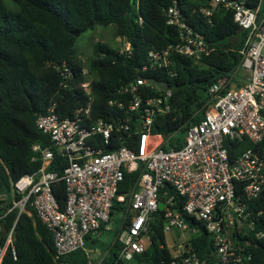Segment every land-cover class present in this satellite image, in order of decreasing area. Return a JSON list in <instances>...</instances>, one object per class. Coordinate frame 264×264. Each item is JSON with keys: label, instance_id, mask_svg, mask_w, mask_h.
Returning <instances> with one entry per match:
<instances>
[{"label": "built area", "instance_id": "built-area-1", "mask_svg": "<svg viewBox=\"0 0 264 264\" xmlns=\"http://www.w3.org/2000/svg\"><path fill=\"white\" fill-rule=\"evenodd\" d=\"M205 1L208 5L200 7V12L208 21L216 7L222 6L232 11L234 22L244 32L238 50L240 75L235 71L212 83L201 116L186 127L182 144L164 148L167 140L153 132L152 125L173 110L170 87L160 90L137 74L115 89L116 99L107 101L117 111L107 121L92 114L91 78L83 67L78 85L85 100L70 116H60L55 103L37 114L36 127L49 138L48 145H31L32 159L39 160L40 166L13 181L10 192H0V199L10 198L7 205L0 204V264L6 250L16 255L13 227L28 206L51 233L56 257L84 249L90 263L98 264L101 254L97 248H84L85 237H98L109 229L115 200L124 207L112 240L119 245L117 257L122 261L144 251L153 213L162 210L164 233H195L196 228L188 227L185 220L188 216L202 223L211 237L207 257L198 256L189 236L168 247L170 258L162 264L248 263L257 241H264V212L257 210L252 217L248 210L249 201L264 185V154L248 147L230 158L227 143L246 139L264 145V11L260 5L247 6L246 0ZM165 17L167 24L178 29L179 40L150 50L141 72L164 68L172 75V54L198 62L212 50L202 34L184 21L176 4L167 7ZM129 48L126 41L120 47ZM60 76L63 88L68 80L77 79L65 63ZM156 89L159 92L152 94ZM177 135L175 131L173 137ZM55 156L64 161L60 171L49 169ZM126 173L136 176L130 189L118 194ZM58 184L64 188L62 207L53 193ZM176 197L183 199L179 209L173 208ZM12 210L17 211L16 218L5 230L2 221Z\"/></svg>", "mask_w": 264, "mask_h": 264}, {"label": "trees", "instance_id": "trees-1", "mask_svg": "<svg viewBox=\"0 0 264 264\" xmlns=\"http://www.w3.org/2000/svg\"><path fill=\"white\" fill-rule=\"evenodd\" d=\"M172 4L178 6L184 21L202 34L212 50L198 62L172 54L173 64L169 66L172 75L164 68L141 72L139 69L146 64L150 50L165 48L179 40L178 29L167 24L165 17V10ZM260 4L261 0H246L250 7ZM207 5L205 0H0V192H10L13 181L40 166L39 160L32 159L31 145L36 142L48 145L49 138L36 127L37 114L46 112L55 103V111L60 116H70L85 100L78 85L83 79L79 74L83 67L91 78L92 114L107 121H112L117 113L107 101L117 98L115 89L119 85L137 74L166 81L171 89L173 110L154 120L152 131L165 137L164 148L180 146L186 127L201 116V108L209 99L208 87L232 72L240 75L238 50L244 32L234 22L232 11L222 6L216 7L208 21L200 12V7ZM96 26H111L113 36L128 42L129 50L113 47L106 41H95L90 45V53L85 58L79 57L75 48L77 36ZM63 63L78 79L68 80L64 88L60 85ZM158 92L157 89L151 91L152 94ZM175 131L178 135L173 137ZM124 137L122 135V139ZM227 144L230 158L248 147L264 154L263 143L253 145L242 139ZM63 165L64 161L55 156L49 169L60 171ZM135 176V173H126L117 193L129 190ZM166 187L172 192L170 186ZM53 193L62 207V184L55 186ZM9 199H0V204L7 205ZM175 202L173 208L179 209L183 199L176 197ZM123 210L115 200L110 220L115 211L123 215ZM248 210H252V217H256L257 210L264 212V185L259 195L249 201ZM16 215L17 211L12 210L4 216L5 230L12 226ZM185 220L188 227L196 228L189 238L192 249L200 258L207 257L211 250L210 235L202 223L188 216ZM163 223L164 212L153 213L147 246L132 259L120 260L117 257L119 245L113 242L108 246V242L105 248H100L98 264L166 262L171 254L164 242ZM13 237L16 255L6 250L1 264H91L84 249L56 257L51 233L30 206L18 216ZM98 240L88 234L84 248L97 247ZM87 243L92 247H87ZM247 264H264V241H257Z\"/></svg>", "mask_w": 264, "mask_h": 264}, {"label": "rangeland", "instance_id": "rangeland-1", "mask_svg": "<svg viewBox=\"0 0 264 264\" xmlns=\"http://www.w3.org/2000/svg\"><path fill=\"white\" fill-rule=\"evenodd\" d=\"M264 6V5H263ZM112 27H99L96 26L93 29H89L85 32H83L80 36H77V40L75 43L76 52L78 53L79 57L85 58L90 53V45L95 41H101V42H108L113 47H121L123 46L125 41L119 42L120 38L114 37L112 34ZM122 215L121 211H115L112 215V218L110 220V225L112 228L117 227L119 225L118 220L120 219V216ZM191 232L188 230H185L183 232H176V231H170L164 233V242L167 247H171L174 243H179L182 238L189 237ZM95 236H93L94 238ZM97 238V237H96ZM99 240L96 245L97 249L99 248H105V244L108 243L110 240V236L106 233H102L100 236H98ZM103 245H102V243ZM87 247H92L90 243H87ZM96 249V252H98ZM99 253V252H98ZM99 256V255H98ZM98 256L97 260L98 261Z\"/></svg>", "mask_w": 264, "mask_h": 264}, {"label": "water", "instance_id": "water-1", "mask_svg": "<svg viewBox=\"0 0 264 264\" xmlns=\"http://www.w3.org/2000/svg\"><path fill=\"white\" fill-rule=\"evenodd\" d=\"M75 35H78V32H74ZM147 83L149 84H154L158 89L160 90H165L166 88H168V83L166 81L163 80H156L152 77H147L146 79ZM236 230V228H234V231Z\"/></svg>", "mask_w": 264, "mask_h": 264}, {"label": "crops", "instance_id": "crops-1", "mask_svg": "<svg viewBox=\"0 0 264 264\" xmlns=\"http://www.w3.org/2000/svg\"><path fill=\"white\" fill-rule=\"evenodd\" d=\"M264 0H261V4H260V7H261V9H263L264 10ZM262 10V11H263ZM109 229L108 230H105V229H103V231L100 233V235L102 234V233H106V234H108L109 236H110V240L108 241L109 242V245L108 246H111L112 245V240H113V233H114V230H115V228H112L111 227V225H110V222H109ZM117 227H118V225H117ZM99 235V236H100ZM92 248H97V247H92ZM97 251L99 252V254H101V251H100V249L98 248L97 249Z\"/></svg>", "mask_w": 264, "mask_h": 264}]
</instances>
